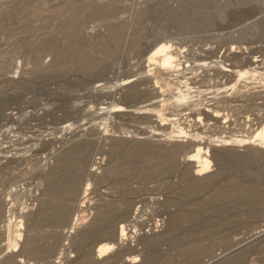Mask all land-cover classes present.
Here are the masks:
<instances>
[{
    "label": "bare ground",
    "instance_id": "obj_1",
    "mask_svg": "<svg viewBox=\"0 0 264 264\" xmlns=\"http://www.w3.org/2000/svg\"><path fill=\"white\" fill-rule=\"evenodd\" d=\"M82 1L76 0V3H82ZM127 1L91 0L87 4L89 10L84 17L82 16L83 18L79 19L82 13H77L75 9L61 15L54 22L58 29V33L56 31L58 36L52 43L54 49L52 63L47 67L41 65L42 48L34 46L32 39L29 42L24 37L16 40L2 56L0 72L5 74H14L16 60L20 57H26L27 66L32 65L40 69L39 72L44 76L65 75L68 72L79 74L80 76H75L79 78L71 76L73 80H78L79 86L65 89L70 106L63 103L59 105L69 107L72 116L69 122L75 123L83 115V119L80 118L83 121L78 120L80 123L76 124L77 131L80 133L82 132L80 129L82 130L92 119L102 118L93 121L94 123L91 122L96 125L93 130L89 129L92 132L88 131L79 136L77 134L80 133L71 134V137L57 148L46 149L50 152L45 158L54 160L48 176L49 186L47 185L46 194L48 198L45 201L39 199V209L30 215L34 221L33 225L26 227L25 235L18 234V244L23 242L21 249L13 256L7 255L3 261L4 264H25L24 256L27 254L40 262L55 264L51 260L57 258L59 249L66 240L76 244L77 249L80 250V257L74 264H136L140 261V264H181L192 255H199L212 261L219 256L217 252L220 249H217L216 243L206 248L203 241L206 231L218 236V233L227 228L238 230L253 228L243 234V240L258 238L264 233V220H260L264 213V173L258 171V174L254 175L259 170L254 163L260 161L261 166L264 165V77H260L259 79L262 80L256 82L257 77L254 80V75L251 76L249 73L252 72L251 69H248L251 77L249 78L246 74L247 66L259 60H254V55L241 60H237L240 56H233V53H239L242 41L249 33L245 30L248 29H243L248 32L246 34L244 31L240 34L236 31L238 36H234L236 32L224 34L228 38V42L223 44L227 50L222 58H218L217 55L221 50L210 49L204 42L209 40H207L208 37L213 36V29L216 33L217 29H220L218 32L220 31L219 34L223 38L221 29H229L230 26L228 28L222 26V28L219 21L214 22L215 18L213 20L212 17L209 18L213 21L203 20V18L196 20L193 17L194 19L187 18L181 23L178 21H181L185 14L178 11L177 13L184 15H176L181 19H176L175 16L178 20L174 24L176 28L171 24L169 26L168 23L166 25L170 28L174 27L178 35H186L187 38L175 37L179 40L177 43L179 45L175 47L169 40L170 34L168 41L165 37L167 42H159L161 34L159 24H157L158 30L154 28L158 33L155 32V38L152 37L151 31L146 33L149 29H147L146 20L140 27H132L129 17L126 16L127 4L131 5V1L128 3ZM151 4L148 5L151 6ZM185 13L188 15L186 9ZM140 14L143 18L148 15L146 9ZM152 18L151 20L158 19V17ZM90 19L99 21L105 31L102 32L101 28L95 29L96 31L89 29L87 23ZM175 19L173 23L176 22ZM166 21L172 20H169L167 16L163 23ZM163 23L160 25L163 26ZM91 28H94L93 25ZM133 28H135L134 32L131 31ZM151 28L153 29L152 26L150 30ZM246 28H249V31H259V34L264 35V21L255 24L253 22ZM207 30L213 32L212 36L202 37L200 34H204ZM172 32L173 30L169 33ZM197 33L202 39L192 38V34L197 35ZM249 35L251 39L254 37L252 33ZM189 36L191 38H188ZM215 36L214 34L213 37ZM175 38L172 37V39ZM203 38L206 41L202 42ZM226 39L223 40L224 43ZM63 42L65 44L62 46ZM9 49L11 50L8 51ZM124 50L134 55L133 58H128L134 61L129 66L126 64L130 67L129 70L121 71L117 65L114 68L104 66L106 62L115 60ZM229 55L233 56L232 62L223 58ZM261 61L264 62V59ZM240 62L243 64L238 66L237 63ZM112 68L113 71H111ZM259 70L256 71L259 72ZM212 71L214 73H211ZM260 71L263 72V69ZM228 76L236 79L240 77L241 83L245 81L246 76L249 80L246 78L247 83L244 84L246 87L243 89V86H240V90L234 86L238 85V82L233 83L232 89L237 88L241 92L239 93L241 97L234 98V95H231L233 98L228 99L226 95L228 100L222 103L223 94L226 91H223L222 87ZM201 77L208 81H215L214 87L204 90L196 88ZM121 78L124 79L120 80ZM161 80L175 88L174 94L167 100L163 87L160 86ZM241 83L239 84L243 85ZM71 84H68L69 87ZM227 88L225 86L224 89ZM166 101L175 104L168 113L165 109ZM96 115H100L99 118H96ZM113 116L118 117L113 121L118 123V126L114 128H118L121 132L116 130L111 137L106 136L104 139L102 134L100 136L93 132L97 129V123ZM47 122L40 121L42 129ZM68 124H60L55 132L65 133L67 127L69 128ZM28 135L24 130L19 134L14 143V146H17L16 149L30 151L33 143H30L31 146H24ZM96 136L101 139L95 138ZM12 149L13 146H9L8 143L0 146V160L2 158L10 160L11 158L6 156ZM96 149L108 151L110 157L108 168L98 180L112 182L120 180L124 187L118 192H113L118 194L116 198L113 199V195L109 196L112 199L106 195H100L99 203L84 209L86 202H83L82 195H86L87 191L91 190L90 186L86 185V179L91 175L90 168L97 164V159L94 160ZM213 167H216V170L208 173ZM206 174L208 176H205ZM161 176H164L163 179L167 176L169 180L168 186L165 189V186L162 187L164 190L160 188L167 195L165 210L169 224L158 235L143 234L141 236V232L149 225L145 223V220H141L140 215H138L140 217L134 216V208L141 201H134L133 196L139 195L144 187L134 188L131 182L136 180L146 183ZM184 181L188 182L187 185L181 186ZM85 186L87 189L84 190ZM147 190L145 189L146 192ZM2 198L1 195L0 231H5L4 218L7 207L5 198ZM219 203L222 204L219 205ZM210 208H214L212 212H208ZM224 211L229 213L223 216ZM86 212H89L92 219L87 226L77 231ZM183 223L189 224L187 229L185 227L182 229ZM6 226L8 228V225ZM17 227L20 228L21 225ZM74 233L75 236H72ZM174 237L179 239L171 249L176 251L175 254L162 253L160 251L162 243ZM248 254H264V240L242 257L246 259ZM242 257L239 260L243 259ZM31 258L28 259L31 260Z\"/></svg>",
    "mask_w": 264,
    "mask_h": 264
},
{
    "label": "rangeland",
    "instance_id": "obj_2",
    "mask_svg": "<svg viewBox=\"0 0 264 264\" xmlns=\"http://www.w3.org/2000/svg\"><path fill=\"white\" fill-rule=\"evenodd\" d=\"M90 1L91 0H83L82 3L81 2L76 3V0H0V60H1L0 63H2V56L7 52V49L11 48L16 40L24 37L29 42L32 39L34 41L33 43L34 46L42 48L41 49L42 50L41 65L42 67L49 66L52 63V60L54 57L53 56L54 49H53L52 43H54L53 41L58 36L57 34L58 29H56L57 26H55L56 23L54 22L57 21L61 17V15L69 12L71 9H75L77 13L81 12L82 14L79 17V19H81V17L82 16L84 17L86 13L88 12L89 8H87V4ZM130 1H131V5L127 4ZM171 1L172 2H170V0L169 2L168 0H158V1L157 0H149V1L148 0H134V1L128 0L126 3L128 5L127 6L128 8L126 9V12H128V14L126 12L125 13H126V16L129 17L132 27H135V28L140 27L142 23L146 20V23L148 24L147 29L149 28L148 30H146V33L148 31L149 32L151 31L153 38H155L156 37L155 35L158 34L157 31L155 30L158 27L157 24H159V28H161L159 42L161 43L167 42L169 39L168 35L170 34L169 36H171V38L169 40H171L170 42L172 43L170 44L174 45L175 47L176 45H179L177 44L179 43L178 42L179 40H176L178 36L179 37L177 39L179 38L182 39L183 37L187 38L186 35H182V36L178 35V33L176 32V29L175 30L173 29L176 26V25L174 26V24H176L178 21L176 19L180 18L177 16H182L183 14V13H180L181 11L184 12L185 14V16H182L184 19L182 18L181 21L180 20L178 21L181 23H183L187 18L189 19L196 18V20L203 18V20L209 19V21L211 19L214 20L215 18L214 22L219 21L218 23L220 24L221 27L223 26L225 28H228L230 26L229 29H221V33L223 35L229 32H236V31L240 34L242 33V31H244L243 29H248L245 31H248L250 34L252 33L254 37L252 36L253 37L252 39L249 38L248 37L249 33L244 31L245 34L248 33L246 37H244L246 39V40L244 39L246 42L244 40L242 41L243 43L242 47L243 46L244 47L243 48L240 47L238 51L239 53L237 54L233 53V56L234 55L240 56V58H238L237 60H241L242 58L244 59V57L251 58L253 55H254L253 56L254 60L259 59V60H256L258 66L255 65L256 62L251 63L247 66L246 74L247 76H249V73L251 74V76L254 75V80H255V77H257L255 80L256 82L257 81L259 82L260 80H262L259 78L264 77V74H263L264 73V62L261 61L262 59H264L263 58L264 56V35L259 34L258 33L259 31H256V30L249 31L250 27L249 28H246V27L249 26V24L251 25V23L253 22L255 24L256 22L259 23V22L264 21L263 20L264 19V0H179V1L171 0ZM148 4H151V6H149ZM184 8L186 9V12L188 15H186ZM145 9L147 10L148 15L146 18H143L142 14L140 13L145 11ZM178 11H180L179 12L180 14L177 13ZM168 13L171 14L172 17L171 15H167ZM157 15H159L160 17ZM156 16L158 17V19ZM167 16H169V20H172L171 21L172 23L170 21H166L165 23H163V21H165ZM175 16H176V19H175ZM152 17L157 20H151ZM209 17H212V18L210 19ZM174 19L176 22L173 23ZM154 22L156 23V26ZM152 23L154 24V26ZM161 23L164 24L163 26H165L168 23L169 26L171 24V26H174V27H171L172 28L171 29L169 26H167L168 25L167 24L166 27L162 28L163 26L160 25ZM92 25L94 28H91ZM244 25L246 26L245 28H244ZM87 26L90 27L89 29H92V30H95V29L99 30L101 28V30H103L102 32L105 31L104 28H102L101 23L99 21L97 22V20H94V19H90L87 23ZM151 26L153 27V29L151 28L150 30ZM167 27L170 29L168 30ZM135 28H133V30L131 31L134 32ZM163 29L165 30V32ZM166 29L168 31H166ZM172 30L173 32L169 33ZM211 30L205 31L204 34L201 32L202 34L200 35H202V37L204 36L205 38H207L206 36H210V35L212 36L213 32ZM218 30L220 29H217V33H216L215 29H213L214 31L213 36L214 34L216 35L215 37L217 41L215 40V37L210 36L211 38L209 37L207 38V40L209 39L208 40L209 43H207L208 41L204 40L205 38H203L202 42L206 41L204 43H206L210 49L219 48V50L221 51L219 52L217 56L218 58H222L225 50H227V47H225L224 45L228 42V38L226 37L227 35L223 36L224 39L227 38L224 43L223 42L224 39L222 38V35L219 34L220 31L218 32ZM237 32L234 36H238ZM249 36L251 37V35ZM165 37L167 38V41ZM172 37L173 38L176 37V38L172 39ZM188 38H191V37L189 36ZM192 38H201V36L199 37L198 33L197 35L192 34ZM219 39L221 40L219 41ZM253 40H255L256 42ZM221 42H222V45H221ZM64 44L65 43L63 42L62 46ZM245 44H247L248 47ZM10 50L11 49H9L8 51ZM233 56L229 55L226 57L224 56L223 58L227 59L228 62H232ZM133 57H134L133 53L131 54V52H129L128 50H124L117 56L115 60L106 62L104 66L106 68L107 67L114 68L117 65V67H119L121 71H125L127 69L129 70L130 67L128 66L134 61L132 62L128 60V58H133ZM237 64L239 66V64L242 65L243 62H240ZM27 65H28L27 58L20 57L16 60V70L14 74H5V72H0V135H1L0 136V146H2L4 143H8L9 146H13V149L11 150V153H10L11 155L9 154L10 156L9 155L6 156V158H11V159L5 160L2 158L0 160V196L2 195L3 197L2 199L5 198L6 207H7L5 209V218H4V221H6V223L4 224L6 230L0 231V238L2 239V240L0 239V264H4L3 261L6 259L7 255L13 256L14 254L18 253L16 251H19L21 249L23 242L22 243L19 242L18 244V234L25 235L26 229L33 225L34 221L30 217V215L34 214L36 210L39 209V206H40L39 199H42L45 201V199L48 198V196H46L48 192V186H49L48 176L50 174V171L52 170V165L54 163V160L45 158L46 155L50 152L49 151L50 149L57 148L63 142H65L68 137H71V134L80 133L79 131H77L76 124L80 123L79 121L83 119V115H81L78 118L79 121L77 120L78 122L77 121H75V123L74 121L69 122V118L72 117L69 112V107H62V105L61 106L59 105V103H63L65 105L70 106L69 98L66 97L68 96V94L67 93L65 94L66 92L65 89L76 88L79 86V83H77L78 80L76 79H74L75 81L73 80L75 76L77 75L80 76L79 74L75 75V73L73 72L72 73L68 72L69 74L67 73L65 75L44 76L43 74L39 72L40 69L38 70L34 68L32 65H29V66ZM123 66H125L126 68ZM260 66L262 68H259ZM251 67L255 69H252ZM24 68L25 69L27 68L28 70H25ZM113 68L111 69V71H113ZM248 69L249 70L251 69L253 73L252 72L248 73ZM258 69L260 70L263 69V72H261L260 70L259 72H257ZM120 70L119 72H121ZM211 73H214V71H212ZM247 76L246 78L247 80H249L251 76H249V78ZM57 77H59V79ZM228 77H226V79L224 80L226 82L223 85L224 87H222V90L223 91L226 90L225 93H227V94L225 93L223 94L224 98H222V103L223 101L225 102L226 100H228L229 97H231V95L232 96L234 95V98L235 97L240 98L241 94L239 93L241 92L238 91L237 88L240 90L241 87L243 86V89H244L246 87L244 84L247 83L246 78L244 82L242 81L243 85H240L239 84L241 83V81H239L241 80L240 77H238V79L232 76H228ZM75 78H79V77H75ZM233 78H235L236 80ZM123 79L121 78L120 80H123ZM229 81L232 83H230ZM214 82L215 81L213 80L208 81L206 78L201 77L199 78V81L196 84L197 85L196 88H199L201 90L208 89L211 87L213 88ZM237 82H238V85L233 84V83L237 84ZM68 84L69 85L71 84V87H69ZM160 84H161L160 86L163 87L165 99L166 100L169 99L174 94L173 92L175 90L174 86L172 85L169 86L167 85L166 82L162 80ZM72 85H75V86H72ZM233 85L236 86L237 88L232 89L234 88ZM225 86L226 88L227 87L228 88L224 89ZM226 95L228 99L227 97H225ZM174 106L175 104H172V102L170 103L169 101H166L165 102L166 113L170 112V109H172V107ZM98 116L100 115H96V118ZM107 118H105V120L102 121L104 122L103 124L105 126L102 124V122H99L97 123L98 124L97 129L93 131V132L100 134V136L102 134V139L106 138V136L108 138L111 137V135L114 134L113 132H115L116 130L121 132L118 128H114L118 126V123H114L113 121L116 120V118L118 119V117L113 116L112 118L111 117H109L108 119ZM100 119L102 118L92 119L91 122L97 121ZM48 120L49 122H47ZM121 120L124 121L125 119H121ZM40 121L47 122L43 129L41 128ZM91 122L89 124H86L82 130L80 129V131L82 132L80 134H77V136L93 130L96 125L93 124L94 122L93 123ZM62 123H66L69 125V128L67 127V131L62 134L55 132L56 128ZM71 124L72 125L74 124V126L72 127ZM99 126H100V129L98 128ZM90 128L91 130H89ZM7 129H10L11 131L9 132ZM23 130L27 131V133L29 134L25 138L24 146H31L30 143L34 144L33 146L30 147V151L27 150L26 152L22 149H16L17 146H14V143L17 141L19 134L23 133ZM84 137L85 136H83V138ZM95 138L101 139V137L98 138V136H96ZM31 148L32 150H34L33 151L34 154ZM106 148L108 149V147ZM46 149H49V150H46ZM95 159H97L96 160L97 164H95L93 167L90 168L91 175H89L88 178L86 179V185H88V187L90 186L89 188L91 190H88L86 195L85 194L82 195L83 202H86V207L84 209L95 206L97 203H99L100 195H106L108 197L113 195L114 197L112 198L113 199L116 198L118 194L117 193L113 194V192H118L119 189H122L124 187V185L122 184L120 180H116L115 182L114 181L113 182L103 181V179L98 180V178H102L106 169L108 168V164L110 162L108 151L103 150V149L102 150L96 149L94 152V160ZM8 161H10L11 164ZM260 163H261L260 161H257V163H254L255 167L259 168V170H257V172H255L254 175H257L258 171H263L261 173H264V165L261 166ZM215 170H216V167H213L208 171V173L210 172L212 173ZM205 176H208V174H206ZM163 177L164 176L157 177L151 180L150 182L148 181L146 183L145 182L142 183V182H138L134 180V182L133 181L131 182L132 185L130 184L134 188L144 187V189L141 191V193H139V195L136 194L135 196H133L134 201L136 202L141 201L137 203V205L134 208V216H137V217L141 216L142 217L141 220L142 219L145 220V223H148L149 225L144 229V231L141 232L142 233L141 236H143V234H146L147 236H152L154 234L158 235L162 233V231H164L168 227V224H169L168 214L166 213V210H165L167 195L164 193V191H162L163 189L162 187L165 186L164 187L165 189L166 186H168L167 181L169 180L167 179V176L165 177L167 180H164L165 178L163 179ZM134 183H137L138 185ZM187 183H188L187 181H184L181 183V186H186ZM159 184L161 185V187H159L160 186ZM19 188H22V189H19ZM85 189H87V186L84 187V190ZM145 189H148L147 192L145 191ZM117 199L119 200V198ZM221 204L222 203H219V205ZM121 207H123V205ZM213 209L214 208H210L208 212H212ZM228 213L229 212L224 211L223 216H226ZM91 219L92 218L89 215V212H86L83 216L82 221L80 222V227L77 229V231H80L82 230V228L87 226L90 223ZM261 219L264 220V213L262 214L260 220ZM16 221L18 223H16ZM6 225H8V228ZM17 225L19 226L21 225V227L19 228L17 227ZM182 225H183L182 229H184V227L185 229H187V227L189 226L188 223H183ZM252 229L253 228H248V229L243 230L242 228H240L238 230L237 228H233V229L227 228V229H224L223 232L218 233V236H215L213 232L206 231L203 237L204 245L206 246V248H209L211 244L216 243L217 249H220L217 252L219 256L215 260L211 261L209 260V258L200 257L199 255H192L188 258V260L184 262L182 261L183 263L181 264H264V254H258V255L248 254L246 259L242 257L243 254L259 246L261 242L264 240V233L259 235L258 238L256 237L250 240H243L242 239V237H244L243 234L245 232L247 233V230L249 231ZM75 233L72 234V236H75ZM137 237H140V236H137ZM181 237H183V235ZM178 241L179 239H177V237L166 240L165 242L162 243L160 251L165 254H175L176 251L175 250L171 251V249H172V246L175 245ZM73 248L77 249L78 246L76 244H71L67 240L64 241L59 249V252H58L59 254L57 258H54L51 261H53L55 264H74V262L78 260L77 258L80 257V250L79 249L76 250ZM28 255L29 254H27V256H24V259L26 261L25 264H37V263L47 264L46 261L43 262L41 260L42 262H40V260L38 259H37L38 260L37 262V260L34 259L33 256L31 255L28 256ZM241 257L244 260L243 259L239 260ZM28 258H31L32 261ZM140 263L141 261L136 264H140Z\"/></svg>",
    "mask_w": 264,
    "mask_h": 264
}]
</instances>
